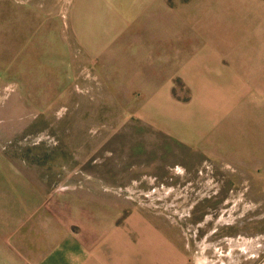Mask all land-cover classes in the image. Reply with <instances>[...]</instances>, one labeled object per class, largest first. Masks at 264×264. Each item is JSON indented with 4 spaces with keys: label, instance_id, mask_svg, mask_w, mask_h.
Instances as JSON below:
<instances>
[{
    "label": "rangeland",
    "instance_id": "rangeland-1",
    "mask_svg": "<svg viewBox=\"0 0 264 264\" xmlns=\"http://www.w3.org/2000/svg\"><path fill=\"white\" fill-rule=\"evenodd\" d=\"M71 4L0 0V188L111 195L190 222L192 250L209 259L222 261L220 250L233 248L238 261L232 264H264L261 98L225 112L218 101L191 100L185 110L199 117L187 116L186 124L197 120L201 130L197 137L174 133L168 112L159 121L151 111L140 115L135 92L116 99L97 79L72 34ZM188 6L192 23L200 24V15L216 20L221 37L236 43L235 53L253 64L262 61V34L247 45L252 5L233 9L231 1L191 0ZM103 29L101 19L93 22L96 34ZM201 66L191 65L193 73L200 74ZM257 70L244 78L261 80ZM250 86L249 94L263 92L261 81ZM174 95L190 98L186 89Z\"/></svg>",
    "mask_w": 264,
    "mask_h": 264
},
{
    "label": "crops",
    "instance_id": "crops-1",
    "mask_svg": "<svg viewBox=\"0 0 264 264\" xmlns=\"http://www.w3.org/2000/svg\"><path fill=\"white\" fill-rule=\"evenodd\" d=\"M218 1H231L233 9L252 5L249 14L255 23L247 45L262 34L261 62L253 64L235 53L236 43L221 37L216 20L200 15L201 23H192L191 0H72V34L114 98L135 92L134 107L140 115L151 111L159 121L168 112L169 129L197 137V120L192 127L186 124L187 116L199 117L185 110L191 100L204 105L218 101L220 112H225L260 97L264 120V0ZM98 19L104 29L96 34L93 22ZM191 65H202L200 74L193 73ZM255 67L263 78L247 81L245 74ZM175 79L181 85H175ZM256 81L263 83V92L249 94ZM185 89L189 100L174 95V90L179 95ZM226 96L229 99L222 98ZM3 186L0 264H232V257L238 261L233 248L222 261L192 250L190 222L168 219L121 198L68 189L39 194L24 188L16 193ZM27 192L31 198L25 197Z\"/></svg>",
    "mask_w": 264,
    "mask_h": 264
},
{
    "label": "built area",
    "instance_id": "built-area-1",
    "mask_svg": "<svg viewBox=\"0 0 264 264\" xmlns=\"http://www.w3.org/2000/svg\"><path fill=\"white\" fill-rule=\"evenodd\" d=\"M156 207H157V204L155 205ZM237 241H239V240H237ZM216 249V248H215ZM220 253H221V255H223L224 257L226 256V257H228V252L227 253H225L223 250H220ZM220 261V260H219Z\"/></svg>",
    "mask_w": 264,
    "mask_h": 264
},
{
    "label": "flooded vegetation",
    "instance_id": "flooded-vegetation-1",
    "mask_svg": "<svg viewBox=\"0 0 264 264\" xmlns=\"http://www.w3.org/2000/svg\"><path fill=\"white\" fill-rule=\"evenodd\" d=\"M214 212H216V211H214ZM195 222H197V221H195ZM204 224H205V222H202V225H199V226H202V227H203ZM196 232H197V230H196ZM202 234H203V233H202ZM204 234H205V233H204ZM204 234H203V235H204ZM210 234L212 235V233H210ZM195 235L197 236L198 234H195Z\"/></svg>",
    "mask_w": 264,
    "mask_h": 264
},
{
    "label": "bare ground",
    "instance_id": "bare-ground-1",
    "mask_svg": "<svg viewBox=\"0 0 264 264\" xmlns=\"http://www.w3.org/2000/svg\"><path fill=\"white\" fill-rule=\"evenodd\" d=\"M234 259H235V258H231V261L228 262V263L234 262V261H235ZM220 264H225V263L220 262ZM226 264H227V263H226ZM235 264H237V263H235Z\"/></svg>",
    "mask_w": 264,
    "mask_h": 264
}]
</instances>
